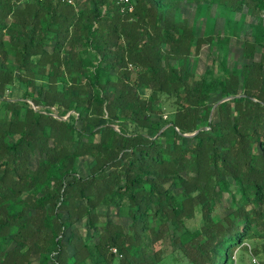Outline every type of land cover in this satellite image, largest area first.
<instances>
[{"label":"trees","instance_id":"1","mask_svg":"<svg viewBox=\"0 0 264 264\" xmlns=\"http://www.w3.org/2000/svg\"><path fill=\"white\" fill-rule=\"evenodd\" d=\"M21 1L0 0V264H226L264 239V17H177L248 0Z\"/></svg>","mask_w":264,"mask_h":264},{"label":"rangeland","instance_id":"2","mask_svg":"<svg viewBox=\"0 0 264 264\" xmlns=\"http://www.w3.org/2000/svg\"><path fill=\"white\" fill-rule=\"evenodd\" d=\"M26 0H22L19 5ZM220 6V5H219ZM216 5H211L210 8H201L195 11V5L193 3L184 4L180 2L177 8V17H187V23L194 22L199 28L196 33L200 32L201 25L208 24L212 26L214 30L219 32L233 33L240 37H244L248 34L247 24L254 22L257 17H264L263 10L249 9L252 7V1L248 0L246 6L243 7L242 13L227 14L222 8ZM206 15L208 16L206 18ZM213 19V20H212ZM213 24L211 25V23ZM234 40V39H233ZM235 47V44L233 45ZM196 70L200 71L203 66L208 64L209 57L206 56V47L202 46L201 52L196 56ZM227 195L223 194V197L217 204V209L221 213H226L225 209ZM102 214V210H99ZM198 222V217L187 222L189 227H194ZM253 249H256L259 253L253 254ZM161 264H187L180 258H174V260L164 259ZM226 264H264V239L254 238L243 242L240 246L230 250L229 257Z\"/></svg>","mask_w":264,"mask_h":264},{"label":"built area","instance_id":"3","mask_svg":"<svg viewBox=\"0 0 264 264\" xmlns=\"http://www.w3.org/2000/svg\"><path fill=\"white\" fill-rule=\"evenodd\" d=\"M39 1H42V0H39ZM52 1H56V0H52ZM59 1L65 2L67 4H72V5L74 4V0H59ZM114 2L120 13H127L132 10L131 0H114Z\"/></svg>","mask_w":264,"mask_h":264},{"label":"water","instance_id":"4","mask_svg":"<svg viewBox=\"0 0 264 264\" xmlns=\"http://www.w3.org/2000/svg\"><path fill=\"white\" fill-rule=\"evenodd\" d=\"M223 99H221V100H219L218 102H220V101H222ZM191 134H193V133H191Z\"/></svg>","mask_w":264,"mask_h":264}]
</instances>
